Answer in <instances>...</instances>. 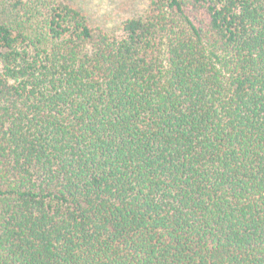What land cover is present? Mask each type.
Instances as JSON below:
<instances>
[{"label":"trees","instance_id":"16d2710c","mask_svg":"<svg viewBox=\"0 0 264 264\" xmlns=\"http://www.w3.org/2000/svg\"><path fill=\"white\" fill-rule=\"evenodd\" d=\"M8 1L0 264H264V0Z\"/></svg>","mask_w":264,"mask_h":264},{"label":"rangeland","instance_id":"374dc122","mask_svg":"<svg viewBox=\"0 0 264 264\" xmlns=\"http://www.w3.org/2000/svg\"><path fill=\"white\" fill-rule=\"evenodd\" d=\"M80 8L93 25L111 28L123 19L142 12L147 0H69ZM8 0H0V21L8 15Z\"/></svg>","mask_w":264,"mask_h":264}]
</instances>
